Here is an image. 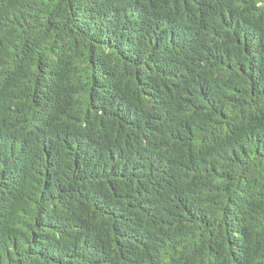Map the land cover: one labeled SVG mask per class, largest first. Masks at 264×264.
<instances>
[{"label":"trees","instance_id":"obj_1","mask_svg":"<svg viewBox=\"0 0 264 264\" xmlns=\"http://www.w3.org/2000/svg\"><path fill=\"white\" fill-rule=\"evenodd\" d=\"M0 264H264V0H0Z\"/></svg>","mask_w":264,"mask_h":264}]
</instances>
